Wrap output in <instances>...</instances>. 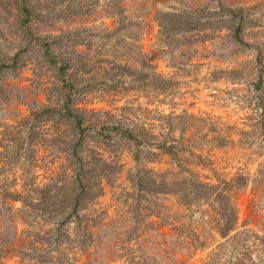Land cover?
<instances>
[{
  "label": "rangeland",
  "instance_id": "rangeland-1",
  "mask_svg": "<svg viewBox=\"0 0 264 264\" xmlns=\"http://www.w3.org/2000/svg\"><path fill=\"white\" fill-rule=\"evenodd\" d=\"M89 1L92 14L33 28L49 41V30L78 28L52 50L74 61L73 101L97 112L81 131L31 113L57 98L60 76L41 39L19 29L17 0H0V264H20L11 249L24 228L31 239L52 226L34 213L24 222L20 200L6 209L2 189L85 163L108 175L90 179L61 225L73 237L62 261L264 264V0ZM115 2L121 16L107 12ZM79 135L87 159L71 155Z\"/></svg>",
  "mask_w": 264,
  "mask_h": 264
},
{
  "label": "trees",
  "instance_id": "trees-1",
  "mask_svg": "<svg viewBox=\"0 0 264 264\" xmlns=\"http://www.w3.org/2000/svg\"><path fill=\"white\" fill-rule=\"evenodd\" d=\"M116 1V0H114ZM17 25L24 35H27L33 39H41L39 41L41 56L53 65L60 76V84H56L58 92L63 94L61 101L60 94H55L56 99L51 100V96L46 95V100L40 103V107H31V113L34 116L49 113L50 116L60 117L61 122L68 121L73 126L81 131L96 128V124H90L92 117L97 115L93 109H85L77 106L76 102L71 98V92L74 85L71 79V73L67 76L73 62L69 57H59L54 54L52 47L55 41L69 40L73 37H78V28H73L75 23L61 26L57 32L49 30L48 35L54 39L49 41L42 39V36H34L33 28L38 23L47 22L52 18V15L57 14V21L65 20L63 18L65 12L72 17H80L82 15H89L97 10V6H90L89 0H17ZM115 2L112 4L109 14L112 16H121L124 8ZM66 22L68 20L66 19ZM124 25L126 28L128 25L121 22L120 26L114 27L109 35L117 33ZM45 33L42 31L40 34ZM124 36V35H123ZM83 53V52H82ZM85 53V52H84ZM90 57L83 56L80 61L76 63V71L83 68L88 64L87 60ZM11 59H15L14 56ZM36 60L38 58H35ZM5 61H2V67H5ZM75 67V66H74ZM1 74V73H0ZM69 74V73H68ZM84 72H81V75ZM158 81L164 82V77L161 74L154 73ZM107 113V111H103ZM108 126V125H107ZM105 124L101 122L100 129H104ZM74 136V135H73ZM69 145L73 147L71 155L77 157V160L87 159V155L81 148L83 145L89 142L87 139L79 135L78 137H71L67 139ZM72 164V163H70ZM88 167V168H87ZM79 169L81 173H78V167L73 165L64 168L65 173L60 180H54L50 176L47 182L24 181L19 189H16L14 185L13 189H2L3 197L2 203L6 209H13L14 200H20L21 206L18 208L24 214V222L27 221L28 214H39L44 217L45 222H52V226L49 227L42 237L29 239V229L24 228L21 232L24 233L27 241H19L21 235L16 234L15 242L12 243V253L18 255V262L20 264H73L75 259L72 257L71 261H62L66 254L64 249L69 245V242L73 239L70 235L61 228V225L65 221H69L70 214L74 211V207L78 202V199L85 193L90 194V185H88L90 179L94 176L97 178L108 175L105 168L97 165H89L87 163L80 164ZM83 172V173H82ZM35 178V175H33ZM201 186L205 184L199 182ZM71 201L74 203L71 210L65 214L66 202ZM63 216L62 219H60ZM17 230V229H15ZM52 250H56L52 252Z\"/></svg>",
  "mask_w": 264,
  "mask_h": 264
}]
</instances>
